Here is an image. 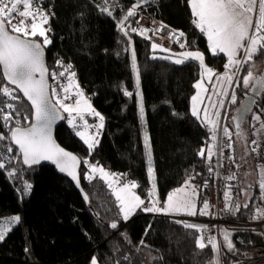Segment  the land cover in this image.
Listing matches in <instances>:
<instances>
[{"label": "trees", "instance_id": "obj_1", "mask_svg": "<svg viewBox=\"0 0 264 264\" xmlns=\"http://www.w3.org/2000/svg\"><path fill=\"white\" fill-rule=\"evenodd\" d=\"M137 3L138 0H42L41 9L48 14L49 26L46 29H50L46 34L51 43L43 45V37L39 35L29 38L38 40L46 49L50 92L54 87L51 74H58L71 65L70 72L75 73L71 84L75 90L71 92L69 88V97L76 95L75 85L78 84L83 97L86 96L93 109L104 117L103 127L98 129L99 134L95 137L98 143L91 152L76 135L77 131L84 129L72 131L74 126L68 123L63 111L64 122L55 131L57 142L81 161V186L88 197L86 201L66 177L56 173L53 166L29 167L23 163L10 138L11 129L30 125L32 111L18 90L13 92L19 97L16 100L0 93V109H3L0 134L6 137L0 140V155L5 164L0 169V219L8 215L20 217L18 224L0 241V264H89L93 257L100 264L212 263L210 247L200 249L196 245L197 229L186 228L176 220L144 212L140 208L131 218L124 220L104 179L98 175L91 181L84 178L89 164L98 163L105 172L121 178V183L135 182L136 192L144 201H149L153 181L147 171L145 133L151 144L155 192L161 201L186 181L190 180V188L193 189L195 182L209 178L211 174L209 169L215 155L209 163L207 152L205 158L199 152L201 148L207 149L213 141L204 124L192 115L190 109L191 96L196 90L194 85L200 78L199 63L188 60L175 64L168 59L154 57L153 43L139 32L137 10L184 33L187 49L202 50L214 70H221L225 58L222 54L211 55L206 38L193 28L189 0H158L156 6L152 0H146L136 8L135 16L124 22L122 31L119 22ZM104 8L111 15L103 11ZM133 51L143 99V120L135 93ZM57 61L62 62L63 67ZM263 61L264 51L243 65L240 74L254 62ZM68 75L58 77V82L64 79V86H68ZM4 86L15 88L5 81L0 67V88ZM125 91L133 95L126 96ZM242 91L241 87L236 92L234 90L240 97ZM58 92L64 93L62 88ZM79 98L77 96L76 99ZM70 102L68 104L75 106L74 101ZM231 103L230 99L226 116ZM7 104H13L15 111L7 108ZM258 105L264 106V97L252 106ZM8 112L12 113V119L5 123L2 116ZM87 114L91 124H100L99 117L91 112L80 115L85 118ZM226 116L224 127L229 128L235 140L233 159L239 164L234 118L232 126ZM88 133L91 135L94 131L88 130ZM9 147L11 152L7 151ZM246 147L254 176H259V168L251 158L250 139ZM240 173L241 167L232 176L233 187L226 190L230 199L225 196L223 203L228 218H260L257 210L264 209V203L260 198L262 190L258 181L249 185L252 195L247 203L237 202L243 189L249 187L241 185ZM26 184L31 185L28 191L25 190ZM195 194L198 196L196 191ZM198 202L203 209L204 203L199 198ZM237 205L240 206L238 211ZM113 223L117 224L116 228L111 227ZM224 232L230 233L234 251L225 246L222 248L223 264H231L241 250L264 243V238L258 233Z\"/></svg>", "mask_w": 264, "mask_h": 264}, {"label": "snow or ice", "instance_id": "obj_2", "mask_svg": "<svg viewBox=\"0 0 264 264\" xmlns=\"http://www.w3.org/2000/svg\"><path fill=\"white\" fill-rule=\"evenodd\" d=\"M146 2V0H138V3L134 5L119 22V27L124 30V22L136 15V8L139 7L140 3ZM38 0H0V66L3 68V75L9 82V84L14 85L15 88L10 89L7 86L0 88V93L3 95L16 100L19 99L18 96H14L13 92L19 91L23 93V96L31 103V107L34 109L35 123L29 128L16 127L11 129V140L19 146V151L23 155V162L27 165L37 164L42 160L52 161L57 168L70 176L79 186L80 177L77 173V169L81 163L79 158L66 151L58 144L55 143L52 138L51 126L55 119L58 118V109L62 108L64 112L69 114L70 119L68 123L70 125L74 124L76 113L83 119L80 115L81 103L87 107V109L95 116L99 117L100 124L94 125L92 127L96 128L97 131L88 135V125L85 122L83 126V131H77L76 135L81 137L84 143L88 146L89 151L94 148L98 143L95 139L96 135L99 134L98 129L103 127L104 117L101 116L95 109L91 108V105L87 103L86 99H83V93L79 91L78 84L75 85L77 91L76 95L81 97L75 101V106L72 104H66L64 101L69 99L68 95L60 97L56 91V88L51 89V94H49V84L47 82L48 69L46 68L43 60V47L41 43L35 42L29 37H36L39 35L43 37V45L51 43L48 39L46 33L50 29L44 28V25L48 22V14L44 12L37 6ZM191 13L193 16V24L198 28L201 33H203L208 40L209 49L213 54L223 53L228 57V62L225 64L226 74L216 75L213 73L211 68L205 66L204 56L199 51H184L179 54V58H176L174 62L176 64L184 63L188 60L198 61L199 67L202 69L201 82L194 85L197 89L203 87V77L208 76L211 80L212 76H216L217 83L223 87L225 83H232V75H228L227 72H232L233 75L235 71H238L241 65L249 64L253 61V58L264 51V0H189ZM103 11L111 12L107 8ZM255 16V20L253 17ZM165 27L161 25V29ZM136 31V29H132ZM146 29H142L141 33L146 32ZM128 33L125 32V35ZM176 36V33H172ZM183 33H179L178 37H183ZM177 37V38H178ZM159 45L153 43L152 48L155 50ZM181 48H185L184 43H180ZM162 51H168V49H162ZM243 53V57L240 58V54ZM165 59H172V57H164ZM58 65L63 67L62 62L57 61ZM133 71L137 72V85L139 84V74L137 71V65L135 62V52L133 51L132 59ZM71 65H68L64 71L60 73L53 72L52 79L57 80L58 77H64L66 73H69L67 79L70 81L68 86H61L64 93L69 92V88L72 87L71 81L75 77L74 72H70ZM235 70V71H233ZM250 82H252L253 88L259 87L264 88V75L254 77L252 71H248L247 75L243 78V85L245 88L249 87ZM205 92L208 90L205 88ZM215 91V90H214ZM126 96L131 97L133 93L125 91ZM216 95H227L225 92H215ZM200 99L201 103L204 101V97L200 96L198 92L197 95L192 97L193 108L192 115L208 127L211 133L210 140L215 142L217 139V130L220 127L219 121L214 119L218 117L219 113L215 111H210V109H216L217 107H223V102L219 104L212 102V97L207 96L209 103L205 105L202 109L197 107V100ZM231 102H236L235 92L231 94ZM7 108L15 111L13 104H7ZM247 110V108L245 109ZM140 118L144 119V107L143 99H140ZM3 109H0V113ZM201 112L203 116L201 117ZM2 119L7 123L12 119V113H4ZM237 119L236 128H241V121ZM254 120L260 121V116L256 115L253 117ZM261 129H264V122L261 123ZM254 127V126H253ZM223 134L227 137L229 144L228 147L231 148L232 134L227 126L222 129ZM237 135H242V132H237ZM6 137L0 134V140H4ZM146 155L148 160V175L153 181L152 191L149 192L151 207H143L142 210L145 212H163V213H186L188 215H196L195 204L192 202V195L195 194V190L191 194L185 192V188H190V180L185 182V185L175 190L173 193L169 194L167 200L163 207L158 206L159 200L154 198V168L152 167V155H151V144L147 133L144 136ZM253 144L256 143L255 140L252 141ZM215 143H210L207 149L201 148L199 155L205 158V152H207L206 159L211 163L212 156L215 154L214 149ZM255 150V149H253ZM8 152L12 151V148L7 149ZM3 156L0 155V169L5 167L2 162ZM84 163H88L84 161ZM90 172L85 175V179L92 180L94 176L92 173H101V178L105 179L109 177L110 174L105 172L103 168L97 165L89 164ZM211 171V168L209 169ZM13 173H9L12 175ZM234 177H228L229 180ZM114 182H119V177H115ZM109 188L113 187L112 183L108 184ZM137 184L135 182L124 183L118 189L114 190L113 194L116 200L120 204V211L123 213L124 220H127L129 216L136 211V209L141 208L145 205V201L140 198L132 189H135ZM259 187L264 191V169L261 171V182ZM31 189V185H25V190ZM178 193H183V195H177ZM226 198L230 199L229 194L225 193ZM85 200L88 199L85 195ZM208 203L205 202L203 209L200 214H207ZM247 207V205H244ZM239 205L236 206L238 211ZM258 215H264V211L257 210ZM20 220L19 216L12 217L9 221L0 222V241L5 238V234L10 230V226L18 223ZM112 228H116L117 224L113 223ZM186 228L197 229L198 231H204L199 229L197 225L194 224H184ZM205 237L201 235L196 240V245L200 249H204L206 246H210L211 249L217 253V260L214 264H219V247L217 245L215 237L208 236L207 244L204 242ZM224 242L229 251H234V245L230 239V233H225ZM143 243V241H141ZM91 264H98L95 257H93Z\"/></svg>", "mask_w": 264, "mask_h": 264}, {"label": "built area", "instance_id": "obj_3", "mask_svg": "<svg viewBox=\"0 0 264 264\" xmlns=\"http://www.w3.org/2000/svg\"><path fill=\"white\" fill-rule=\"evenodd\" d=\"M152 4L156 6L158 4V0H152ZM37 6L40 9L42 8V0H38ZM137 12H139L137 17V23L140 29L139 32L141 33L142 29H146L147 31L141 34L144 35L147 39H149L152 43H155L161 46L163 49L168 50L183 49L180 47V43H184L187 46V37L184 33L183 37H178V34L182 32L168 25L166 22L159 19H152L144 11L137 10ZM161 25L165 27L161 29ZM48 26L49 22L47 23L46 27ZM192 26L193 28L197 29L193 22ZM172 33H176L177 35L173 36ZM51 81H54L53 86L56 88V91H60V89L62 88L61 86L65 85L64 79L61 83L58 82V79ZM70 101L72 100L66 99L64 102L67 104ZM252 108H254L255 110L252 111ZM252 108L249 110L248 113L249 115L247 128L248 133L250 135L251 158L253 159V163L256 165V167H258L259 169H264V129H261L260 126L261 123L264 122V107ZM256 115L260 116V121H256L253 119V117ZM89 120V114L85 115V118L83 119H80V116L77 117L74 121L76 127H73L72 131L79 128L83 129L85 122H87V125L89 126L88 130H93L94 132H96L97 129L92 127L96 125V122L91 124ZM204 127L207 135L211 136L208 127H206L205 125ZM222 129V125L220 124V128L217 130V139L215 142H213L216 145L214 149L215 159L210 165L211 174L209 178H201L200 181L195 183L193 182L194 184L192 186L193 189L196 191L198 198L203 203H208L209 207L206 210L208 214H172L170 216V219L176 220L182 225H184L185 223L197 225L199 229L204 230L198 231V238L203 235L205 237V244H207L208 236L215 237L217 242L220 237V230H222V232L234 231L258 233L264 238V216L251 220H238L228 218L223 203L226 190L233 187V183L231 182V180L228 179V177L233 176V174L239 169L240 166L233 159V142L232 140L230 141L232 146L231 148H229V141L227 137L222 134ZM253 140L256 141L255 144L252 143ZM208 142H210V140ZM260 198L264 203V191L260 192ZM218 247L219 264H222V250L219 245ZM211 252L212 263L214 264V262L217 260V253L214 252L212 249ZM231 264H264V243L253 244L250 247L241 250L238 255H236V257L233 259Z\"/></svg>", "mask_w": 264, "mask_h": 264}, {"label": "rangeland", "instance_id": "obj_4", "mask_svg": "<svg viewBox=\"0 0 264 264\" xmlns=\"http://www.w3.org/2000/svg\"><path fill=\"white\" fill-rule=\"evenodd\" d=\"M253 19L255 20V16L253 17ZM46 26H47V24H45L44 25V28H46ZM198 29V28H197ZM47 35V34H46ZM153 45V44H152ZM162 47L161 46H159L158 48H156L154 51H155V53L153 54V56L154 57H159V58H164V57H172V59H168V60H170L171 62H173V63H175L174 62V60L176 59V58H179V54L180 53H182V52H184V51H199V52H201L202 54H203V56H204V63H205V66L206 67H208V68H211L207 63H206V60H205V58H206V55H205V53L202 51V50H198V49H187V48H183V49H178V50H168V51H162ZM209 53L210 54H213L212 52H211V50L209 49ZM216 55H218V54H216ZM243 57V53H241L240 54V58H242ZM198 62V61H197ZM199 63V62H198ZM176 64V63H175ZM182 64V63H181ZM212 69V68H211ZM213 70V73L214 74H216V75H225L226 74V72H224V73H220L221 72V70H222V68H221V70L220 71H216V70H214V69H212ZM233 71H235V70H233ZM248 71H252L253 72V74H254V77H258V76H260V75H264V61L263 62H258V63H255L254 62V64H252V65H250L249 66V69L246 71V72H244L243 74H240V72L239 71H235V74L234 75H232V83L229 85V84H227V83H225L224 85H223V87H221L218 83H217V80H216V76L215 75H213L212 76V79L211 80H209L208 79V76L207 75H205L204 77H203V81H202V83H203V87L201 88V89H197L196 88V90H195V92L193 93V95L191 96V102H190V109H191V112H192V108H193V101H192V97L193 96H195V95H197V93L199 92L200 93V96L201 97H204L205 99H204V101H203V103H201V101H200V99L198 98V100H197V107L198 108H203L205 105H207L208 103H209V101L207 100V96H211L212 97V102H214L215 101V103H217V100H215L216 98H218V96L219 95H216L215 94V92H221V89H225V93H227V92H229L230 91V93L232 92H234V90H235V92L237 91V88L238 87H241L242 89H243V94L241 95V97L240 96H238V94H237V99H236V102L234 103V104H232L231 103V105H230V107H229V112H228V114H227V116H226V109H227V102L226 103H224V100H225V97H224V99L222 100V102H223V105L225 106L224 107V112H223V115H222V117H221V120L219 121L218 119V121H219V125L221 124L222 125V128L224 127V118H225V116H226V118H227V121H229V124H231L232 126H233V117H234V112L237 110V108L239 107V105L240 104H244V101L246 100V98H248V99H251V101L253 102L252 103V105L253 106H255L258 102H260L261 101V99L264 97V88H259L260 89V91L258 92V95L257 96H254V97H251V95H252V92L254 91V88H253V86H252V82H250V84H249V87L248 88H245L244 87V85H243V78L247 75V73H248ZM201 74H202V69L200 70V78H199V80H198V82H201ZM227 74L228 75H231V74H229V72H227ZM133 75H134V81H135V93L137 94V97H138V108H139V110H140V99H141V88H140V80H139V84L137 85V72H135V71H133ZM197 82V83H198ZM196 83V84H197ZM207 89L208 91L207 92H205L204 91V89ZM75 90V88L74 87H71V92L72 91H74ZM215 90V91H214ZM70 92H68V93H61V92H58V95L60 96V97H63V96H65V95H68ZM231 93V94H232ZM84 95V94H83ZM69 96V95H68ZM230 96V95H229ZM77 98V95H73L72 97H70L69 99L70 100H72V101H74L73 103H75V101L77 100L76 99ZM79 99H81V97L79 98ZM83 99H86L87 100V103L89 104V105H91L90 104V102H89V100L86 98V96L85 97H83ZM69 103H71V102H69ZM68 104V103H67ZM226 104V105H225ZM252 106V107H253ZM258 106H260V105H258ZM144 107V106H143ZM91 108L93 109V107L91 106ZM257 108V107H256ZM81 109H82V111H81V113L80 114H83V113H85V112H90L88 109H87V107L83 104V100H82V103H81ZM222 109H223V107H217L216 109H215V111H217V112H220V111H222ZM61 110L64 112V110L61 108ZM214 109H210V111H213ZM253 110H255L254 108H252V111ZM249 112V111H248ZM66 115H67V121L70 119V117H69V114L67 113V112H64ZM73 114H76V113H73ZM74 116V115H73ZM145 116V115H144ZM246 119L247 118H245V120H244V122H242L241 123V131L240 132H242V135H237L236 136V138H237V151H238V156H239V165H240V167H241V173H240V176H241V185L242 186H249V185H253V183L255 182V181H258L259 183L261 182V171H262V169L263 168H261V169H258V172H259V176H254V172H253V167L251 166V164H250V161L248 162V150H247V147L246 146H248V142H249V139H250V136H249V133H248V121L246 122ZM97 123V122H96ZM220 128V127H219ZM218 128V129H219ZM221 132H222V134H223V131L221 130ZM88 135H90L89 133H88ZM79 137V136H78ZM79 138H81V137H79ZM232 140V142H234L233 141V138L231 139ZM241 161V162H240ZM241 163V164H240ZM92 165H97L98 167H100L99 166V164L98 163H96V164H92ZM90 172V170L88 169V173ZM119 184H123V183H121V178H119V182H118ZM185 185V184H184ZM183 185V186H184ZM183 186H181V187H178V188H176V189H174V190H172L171 192H169L168 194H167V196L165 197V199L164 200H162L161 202H159V206L160 207H163L164 206V204H165V202H166V199H167V197H168V195L169 194H171L172 192H174L175 190H177V189H180V188H182ZM251 186H249L248 188H246V189H243V191H242V197H241V199H239L237 202L238 203H241V204H246L247 203V201L249 200V198L251 197V195H252V189H251ZM120 187V185H117V184H113V189H112V193L114 192V190H116V189H118ZM132 191L133 192H135L137 195H139L140 196V194H138L137 192H136V188L135 189H132ZM184 191L185 192H188L189 194H191L192 192H193V189H191V188H185L184 189ZM114 195V194H113ZM177 195H183V193H178ZM114 197H115V195H114ZM198 196H196V194H194V195H192V202L195 204V210L197 209V206H198V209H199V202H198V198H197ZM140 198L141 199H143L141 196H140ZM115 199H116V197H115ZM156 199H158L159 200V197L157 196L156 197ZM144 200V199H143ZM196 201V202H195ZM118 202V201H117ZM118 205H119V207H120V204H119V202H118ZM137 210V209H136ZM260 211H264V209H263V207L262 208H260L259 209ZM136 212V211H135ZM200 212H201V210H197L196 211V213H199L200 214ZM149 213H152V212H149ZM156 214H162V215H164L165 217H167V218H170V216L172 215V214H186V213H163V212H155ZM133 214V213H132ZM132 214L129 216V218H131L132 217ZM153 214V213H152ZM208 214V213H207ZM14 216H18V215H8V216H5L4 218H1L0 219V222H6V221H9L12 217H14ZM121 216L123 217V213L121 212ZM264 215H257V217H263ZM18 223H15V224H13V225H11L10 226V230L14 227V226H16ZM9 230V231H10ZM9 231H7L6 232V234L9 232ZM6 234H5V236H6ZM224 235H225V232L223 231L222 232V230H220V233H219V239H218V241H217V244L221 247V250H222V248H224V246L226 247V245H225V242H224ZM221 257H222V255H221ZM92 261V260H91ZM91 261H90V263L89 264H91ZM98 262V261H97ZM98 264H100L99 262H98ZM209 264H213V263H209ZM222 264H223V260H222Z\"/></svg>", "mask_w": 264, "mask_h": 264}, {"label": "water", "instance_id": "obj_5", "mask_svg": "<svg viewBox=\"0 0 264 264\" xmlns=\"http://www.w3.org/2000/svg\"><path fill=\"white\" fill-rule=\"evenodd\" d=\"M29 39H31V38H29ZM32 40H34V39H32ZM35 42H38V43H41V42H39L38 40H34ZM41 45H42V43H41ZM42 47H43V53H44V55H43V60H44V64H45V66H46V68L48 69V66H47V60H46V49H45V47L42 45ZM1 67V71H2V75H3V68H2V66H0ZM3 77H4V75H3ZM46 78H47V82H48V84H49V94H51V92H50V80H49V69H48V74H47V76H46ZM4 79H5V81L7 82V83H9L8 81H7V79L4 77ZM11 85V84H10ZM12 86H14V85H12ZM15 87V86H14ZM22 95H23V93L22 92H20ZM258 95V91L257 90H254L253 92H252V95H251V97H254V96H257ZM24 97V96H23ZM24 99H25V101L28 103V105L30 106V108H31V111H32V115H31V123H30V125H28V126H26V127H23V128H29V127H31V125L32 124H34L35 123V118H34V109L31 107V103L24 97ZM57 109H58V118L57 119H55L54 121H53V123H52V126H51V132H52V138L54 139V141H55V143L56 144H58L60 147H62L63 149H65L66 151H68V152H70V153H72V154H74L73 152H71V151H69V150H67L66 148H64L63 146H61L58 142H57V140L55 139V131H56V129L64 122V115H63V112H62V110L57 106ZM238 121L234 118V127H235V130H236V132H238L239 131V129H237L236 128V123H237ZM21 128V127H20ZM12 143L14 144V146L19 150V146L18 145H16L13 141H12ZM20 152V151H19ZM20 154H21V157H22V161H23V155H22V153L20 152ZM74 155H76V154H74ZM77 156V155H76ZM78 157V156H77ZM80 160V159H79ZM24 163V162H23ZM25 164V163H24ZM26 166H29V167H43V166H53L54 167V169H55V171H56V173H58L59 175H61V176H63V177H66L72 184H73V186L75 187V189L77 190V192L82 196V198L85 200V195H86V193L84 192V190H83V188H82V186H81V175H80V170H81V163H80V165H79V167H78V169H77V173H78V175H79V177H80V180H79V186H77V183L70 177V176H68L66 173H64V172H61L58 168H57V166L52 162V161H48V160H42V161H40L39 163H37V164H32V165H27V164H25ZM87 201V200H86Z\"/></svg>", "mask_w": 264, "mask_h": 264}, {"label": "crops", "instance_id": "obj_6", "mask_svg": "<svg viewBox=\"0 0 264 264\" xmlns=\"http://www.w3.org/2000/svg\"><path fill=\"white\" fill-rule=\"evenodd\" d=\"M199 30V29H198ZM199 32L201 33V31L199 30ZM205 38H206V42H207V45H208V40H207V37L203 34V33H201ZM207 48H208V51H209V46H207ZM217 54H222L223 56H224V58H225V61H224V63H223V66H222V70H221V72L220 73H224V72H226V69H225V64H227V62H228V57H227V55L226 54H223V53H217ZM211 55H216V54H211ZM205 60H206V58H205ZM206 63H207V61H206ZM208 64V63H207ZM209 65V64H208ZM212 69H213V67L211 66V65H209ZM229 74H231V75H233V73L232 72H229ZM221 92H225V89L223 88V89H221ZM232 93V92H231ZM231 93H230V91L229 92H227V95H219L218 96V98H216L215 100H217V104H219L223 99H224V97H225V100H224V103H226L227 101H228V99H229V97L231 96ZM230 95V96H229ZM215 102V101H214ZM226 105V104H225ZM224 105H223V109H222V111H220V112H218L219 113V116L218 117H214V119H218L219 121L221 120V117H222V115H223V112H224ZM213 111H215V109L213 110ZM215 112H217V111H215ZM108 172V171H107ZM109 173V172H108ZM110 174H112V173H110ZM92 175L93 176H95V175H98V176H100L101 177V173H99V172H96V173H92ZM115 177H116V175H110L109 177H107V178H105L104 179V181L107 183V185L109 184V183H112V184H117V185H119L117 182H114L115 181ZM111 190L113 189V188H110ZM173 193V192H172ZM156 197H157V195H156V192H155V190H154V198L156 199ZM167 200V199H166ZM150 201V200H149ZM149 201H145V205H143V206H141V208L140 209H142L143 207H145V206H147V207H151L152 205H151V203L149 202ZM159 202H161V200L159 199ZM196 202V201H195ZM159 206V205H158ZM197 210H202L200 207H199V209H198V206H197V209L195 210V211H197ZM145 212V211H144ZM153 213V212H152ZM155 213V212H154ZM172 213H175V212H172ZM181 213H183V212H181Z\"/></svg>", "mask_w": 264, "mask_h": 264}, {"label": "flooded vegetation", "instance_id": "obj_7", "mask_svg": "<svg viewBox=\"0 0 264 264\" xmlns=\"http://www.w3.org/2000/svg\"><path fill=\"white\" fill-rule=\"evenodd\" d=\"M254 90H259L260 89L258 87L254 88ZM258 91V92H259ZM252 101L248 98H246V100L244 101V104H240L239 107L237 108V110L234 112V117L233 118H239V121L244 122L245 118L246 122L248 121V111L250 110L251 106H252ZM247 108V110H245ZM237 120V119H236Z\"/></svg>", "mask_w": 264, "mask_h": 264}, {"label": "bare ground", "instance_id": "obj_8", "mask_svg": "<svg viewBox=\"0 0 264 264\" xmlns=\"http://www.w3.org/2000/svg\"><path fill=\"white\" fill-rule=\"evenodd\" d=\"M242 66H243V65L240 66V68H239V70H238L239 72H241ZM230 97H231V96H230ZM230 97H229L228 101L230 100ZM228 101H227V104H228ZM258 107H260V106H258ZM263 107H264V106H263ZM248 115H249V114H248Z\"/></svg>", "mask_w": 264, "mask_h": 264}]
</instances>
